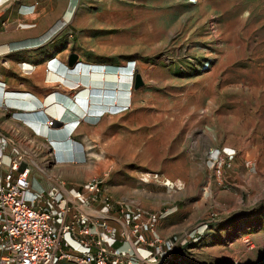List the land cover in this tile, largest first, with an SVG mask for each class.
Listing matches in <instances>:
<instances>
[{"label":"rangeland","instance_id":"374dc122","mask_svg":"<svg viewBox=\"0 0 264 264\" xmlns=\"http://www.w3.org/2000/svg\"><path fill=\"white\" fill-rule=\"evenodd\" d=\"M71 11L64 40L72 54L96 65L133 63L130 95L139 109L184 110L191 120L189 131H170L164 141L151 125L131 121L120 134L99 122L78 179L97 178L107 192L128 189L158 214L166 202L185 199L206 237L219 228L214 246L201 244L200 261L264 264V0H73ZM206 61L211 71L203 73ZM212 149L235 152L221 174L209 163ZM183 163L186 180L150 173ZM41 190L36 179L33 191Z\"/></svg>","mask_w":264,"mask_h":264},{"label":"crops","instance_id":"0c3cea01","mask_svg":"<svg viewBox=\"0 0 264 264\" xmlns=\"http://www.w3.org/2000/svg\"><path fill=\"white\" fill-rule=\"evenodd\" d=\"M72 8L73 0H0V108H3L0 117L14 115L18 121L24 122L26 133L34 129L42 135L41 142L49 139L56 155L50 162L40 157L32 165V191L36 179L42 188L34 193L60 194L70 188L82 190L86 183L82 176L78 179L79 164L84 161L82 151L93 145L99 122L109 132L112 126L117 127L120 134L131 121L136 126L151 125L150 133L158 137L157 140L170 131L174 135L184 134L191 126L188 111L163 113L139 109L131 95L127 105V70L133 63L124 65L105 61L96 65L79 58V63L70 67L72 53L64 39L67 35L66 19ZM115 94L116 97H111ZM165 118L171 122L159 121ZM46 120L54 122L52 128L45 126ZM0 125L4 127L5 122L0 120ZM160 140L164 141V138ZM150 173H161L170 180H186L190 168L184 163L177 166L167 164L152 167ZM165 182L167 187H173L170 181ZM110 190L105 189L104 197L94 207L103 210L109 202L112 211L94 220L92 229L97 234L103 230L104 224L112 226L117 239L113 248L131 253V245L119 237L124 228V214L137 210L145 213L157 211L137 200L141 196L128 189L122 192ZM70 193L77 195L76 192ZM184 200H172L159 207L161 217L155 237L172 246V251L169 260L162 259L156 264H204L200 257L205 250L200 248L202 245L214 246L219 241L214 233L219 228H213L206 237L203 229L197 227L199 212H192L190 203ZM201 206L197 202L194 208L197 210ZM144 236L147 241L153 237L148 232H144ZM208 240L210 242L206 244ZM198 241L200 246L194 248ZM138 250L142 262L151 264L148 244H141ZM191 253H196L195 257ZM176 258H183L184 262L179 263ZM61 264L70 263L63 261Z\"/></svg>","mask_w":264,"mask_h":264},{"label":"built area","instance_id":"2783aa9c","mask_svg":"<svg viewBox=\"0 0 264 264\" xmlns=\"http://www.w3.org/2000/svg\"><path fill=\"white\" fill-rule=\"evenodd\" d=\"M188 4L196 6L199 0H188ZM200 70L211 71V62H202ZM0 120L5 122L4 127L0 125V264H145L138 250L141 244L151 248L149 263L170 259L172 246L155 237L161 217L157 212L124 214L119 237L131 245V253L113 248L117 239L112 226L104 224L101 232H93L94 220L112 211L109 202L103 210L94 207L105 195L103 182L97 178L81 191H73L76 196L67 190L32 193V165L40 157L50 162L55 150L49 139L41 142L42 135L34 129L26 133L24 122L14 115ZM44 123L49 128L54 125L49 120ZM226 151L212 149L208 155L219 174L235 159V152ZM144 232L153 236L150 241Z\"/></svg>","mask_w":264,"mask_h":264},{"label":"water","instance_id":"95a60500","mask_svg":"<svg viewBox=\"0 0 264 264\" xmlns=\"http://www.w3.org/2000/svg\"><path fill=\"white\" fill-rule=\"evenodd\" d=\"M78 63H79L78 55L72 54L70 56V59H69V66L70 67H74ZM143 86H144V82H143L141 76L137 75L136 78H135V89L138 90V89H140Z\"/></svg>","mask_w":264,"mask_h":264},{"label":"bare ground","instance_id":"6f19581e","mask_svg":"<svg viewBox=\"0 0 264 264\" xmlns=\"http://www.w3.org/2000/svg\"><path fill=\"white\" fill-rule=\"evenodd\" d=\"M133 69H135L134 68V66L133 65H131V66H129L128 67V70H127V73H128V78H126V85H129L128 86V90H127V92H126V98H127V105L129 104V96H130V92H131V84H132V77H133V75H131V74H133ZM127 77V76H126ZM127 88V87H126ZM113 96V95H112ZM127 107H129V106H127ZM227 151V153H233V151L232 150H230V149H226ZM170 184V183H169ZM172 186V185H171ZM210 194V193H209Z\"/></svg>","mask_w":264,"mask_h":264}]
</instances>
